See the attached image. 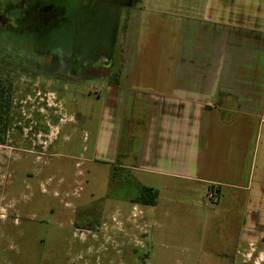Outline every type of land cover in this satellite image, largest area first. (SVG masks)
Returning a JSON list of instances; mask_svg holds the SVG:
<instances>
[{"label": "rangeland", "instance_id": "374dc122", "mask_svg": "<svg viewBox=\"0 0 264 264\" xmlns=\"http://www.w3.org/2000/svg\"><path fill=\"white\" fill-rule=\"evenodd\" d=\"M148 3L0 0V68L17 90L10 115L40 114L46 127L28 146V137L14 132V120L8 141L0 144V264H222L235 258L246 264L238 253L247 245L240 239L241 192L225 189L218 204L216 189L123 171L93 153L102 96L115 78L102 66L109 68L114 52L118 55L116 36L127 24L121 5ZM52 70L59 75L50 76ZM60 76L70 81H56ZM30 131L25 125L21 133ZM139 181L160 184L154 187L157 206L133 207L129 197L137 188L132 183ZM79 204L96 215L75 213ZM74 230H109L115 239L118 230L135 234L124 252L109 251V258L84 263L85 249ZM250 248L242 252L251 253L250 264H264V252L257 245Z\"/></svg>", "mask_w": 264, "mask_h": 264}, {"label": "crops", "instance_id": "0c3cea01", "mask_svg": "<svg viewBox=\"0 0 264 264\" xmlns=\"http://www.w3.org/2000/svg\"><path fill=\"white\" fill-rule=\"evenodd\" d=\"M168 2L121 5L127 25L103 68L115 78L93 153L123 171L216 189L218 204L225 189L241 192L238 253L250 264L248 245L264 252V0Z\"/></svg>", "mask_w": 264, "mask_h": 264}, {"label": "flooded vegetation", "instance_id": "af4514ba", "mask_svg": "<svg viewBox=\"0 0 264 264\" xmlns=\"http://www.w3.org/2000/svg\"><path fill=\"white\" fill-rule=\"evenodd\" d=\"M22 61V60H20ZM19 61V62H20ZM34 62V61H33ZM36 63V62H35ZM71 62L69 61L67 68L69 70H71ZM41 68V67H40ZM39 67H35L33 65V69L32 70H39L41 72ZM102 68H104V66H102ZM42 69V68H41ZM83 69L80 68L78 70V72H82ZM30 72V71H28ZM31 73V72H30ZM50 76L54 77L59 75L58 72L52 70L51 74H49ZM70 81L67 77L65 76H60L57 77L56 81ZM35 89H33L34 91ZM17 92V90L15 89L14 93ZM13 93V96H14ZM37 97V96H35ZM43 99V98H41ZM13 103V101H12ZM18 119V120H17ZM43 117L40 114H32L30 116H23V115H18V116H9V121H10V125L13 123L14 120H17L16 122L13 123L14 125V132L19 135H26V137H28V140H26V145L30 146V141H34L33 137L37 136L36 132L40 129H46L45 126L40 125V123L43 122ZM10 125L7 128L6 134H5V140L0 141L1 145H5L6 142L8 141L7 137L10 136ZM25 125L29 126L30 131V135L28 136V134L26 132L21 133V130H24ZM13 140L11 139L10 142H12ZM7 159L9 158V160L7 161V163L9 165H11L12 163V158L11 155L9 154L8 156H5ZM5 158V160H6ZM137 196L131 197L130 201L133 203V207L136 208L137 210H139V202L135 201V198ZM51 211H54V209L52 208ZM75 213H80V216H83L85 218H87L88 216L92 217L96 215V211L93 208H88V206L86 204H79L76 205L75 207ZM73 225H75L76 227L78 226V224L73 221ZM134 228V227H133ZM119 233H117V237L116 239L112 236L113 234L110 233L109 230H86V234H84V230H74V237L75 239L80 240L81 242V246L85 249V255L83 253V255L80 256V259L86 263H91V261L93 259H102V258H109L108 252L109 251H117V252H124V249L126 247V245H129L130 243H132V241H134V234H135V230L133 231V233L131 232V230H118Z\"/></svg>", "mask_w": 264, "mask_h": 264}, {"label": "trees", "instance_id": "16d2710c", "mask_svg": "<svg viewBox=\"0 0 264 264\" xmlns=\"http://www.w3.org/2000/svg\"><path fill=\"white\" fill-rule=\"evenodd\" d=\"M127 20V19H126ZM124 23V30L126 28ZM12 61H18L12 60ZM20 61V60H19ZM15 85L13 79L0 68V141L5 140V134L10 125L9 116L12 108L13 93ZM159 196V191L154 187L143 185L135 201L144 205H155Z\"/></svg>", "mask_w": 264, "mask_h": 264}, {"label": "built area", "instance_id": "2783aa9c", "mask_svg": "<svg viewBox=\"0 0 264 264\" xmlns=\"http://www.w3.org/2000/svg\"><path fill=\"white\" fill-rule=\"evenodd\" d=\"M210 197H215L214 193L209 194Z\"/></svg>", "mask_w": 264, "mask_h": 264}]
</instances>
